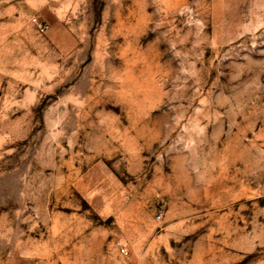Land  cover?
<instances>
[{
    "label": "rangeland",
    "instance_id": "1",
    "mask_svg": "<svg viewBox=\"0 0 264 264\" xmlns=\"http://www.w3.org/2000/svg\"><path fill=\"white\" fill-rule=\"evenodd\" d=\"M0 264H264V0H0Z\"/></svg>",
    "mask_w": 264,
    "mask_h": 264
},
{
    "label": "built area",
    "instance_id": "2",
    "mask_svg": "<svg viewBox=\"0 0 264 264\" xmlns=\"http://www.w3.org/2000/svg\"><path fill=\"white\" fill-rule=\"evenodd\" d=\"M120 251H121L122 254H127V249H126V247H124V246H122V247L120 248Z\"/></svg>",
    "mask_w": 264,
    "mask_h": 264
}]
</instances>
